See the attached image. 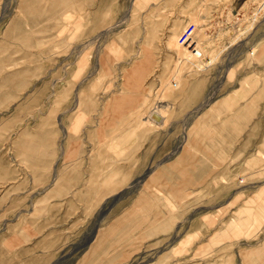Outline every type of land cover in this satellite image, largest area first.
Masks as SVG:
<instances>
[{
	"label": "rangeland",
	"instance_id": "rangeland-1",
	"mask_svg": "<svg viewBox=\"0 0 264 264\" xmlns=\"http://www.w3.org/2000/svg\"><path fill=\"white\" fill-rule=\"evenodd\" d=\"M261 83L264 0H0V264H264V144L193 138Z\"/></svg>",
	"mask_w": 264,
	"mask_h": 264
},
{
	"label": "crops",
	"instance_id": "crops-1",
	"mask_svg": "<svg viewBox=\"0 0 264 264\" xmlns=\"http://www.w3.org/2000/svg\"><path fill=\"white\" fill-rule=\"evenodd\" d=\"M262 85L257 93H249L250 89L237 88L218 102V107L202 114L201 123L208 126H217L216 129L205 130L202 133L194 132V139L201 140L199 151L205 161H195V163L216 164L215 159L220 156H228L231 159L244 156L251 158L250 150L255 147L259 150L264 144V92ZM248 91V93H247ZM229 97L240 98L241 106H231ZM239 102V101H237ZM195 124V123H194ZM218 142H222L221 145ZM256 149V150H257ZM256 156V155H255ZM233 162V160H231ZM249 161H237L234 163L244 164ZM258 254L264 253L262 247L258 248Z\"/></svg>",
	"mask_w": 264,
	"mask_h": 264
},
{
	"label": "water",
	"instance_id": "water-1",
	"mask_svg": "<svg viewBox=\"0 0 264 264\" xmlns=\"http://www.w3.org/2000/svg\"><path fill=\"white\" fill-rule=\"evenodd\" d=\"M167 160H168V159H166L164 162H166ZM162 164H163V163H162ZM147 175H148V174H147ZM147 175H146L144 178H142V179L140 180V183H143V182L145 181ZM123 195H124V194H123ZM123 195H119V196L115 197V198H114V201H115V202L119 201V200L122 198ZM201 211H207V209H202ZM198 212H200V211L195 212V213L193 214V216H191V219H192V218L195 216V214L198 213ZM175 242H177V238L173 240V243H175ZM148 262H149V261H148Z\"/></svg>",
	"mask_w": 264,
	"mask_h": 264
},
{
	"label": "built area",
	"instance_id": "built-area-1",
	"mask_svg": "<svg viewBox=\"0 0 264 264\" xmlns=\"http://www.w3.org/2000/svg\"><path fill=\"white\" fill-rule=\"evenodd\" d=\"M195 48H196V46H195ZM195 48H194V49H195ZM194 49H193V50H194ZM195 52H197V51H195Z\"/></svg>",
	"mask_w": 264,
	"mask_h": 264
}]
</instances>
